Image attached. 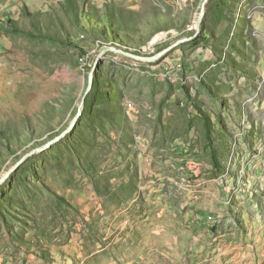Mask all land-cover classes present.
Segmentation results:
<instances>
[{
  "label": "rangeland",
  "instance_id": "obj_1",
  "mask_svg": "<svg viewBox=\"0 0 264 264\" xmlns=\"http://www.w3.org/2000/svg\"><path fill=\"white\" fill-rule=\"evenodd\" d=\"M223 11L208 43L102 57L76 128L0 185V264H264V0ZM199 12L0 0V177L71 123L103 45L157 53Z\"/></svg>",
  "mask_w": 264,
  "mask_h": 264
},
{
  "label": "water",
  "instance_id": "obj_2",
  "mask_svg": "<svg viewBox=\"0 0 264 264\" xmlns=\"http://www.w3.org/2000/svg\"><path fill=\"white\" fill-rule=\"evenodd\" d=\"M209 1L210 0H203L202 1V4L200 6L199 16L196 20V31H195V33L192 35H187L183 38L176 40L174 43L170 44L169 46L160 50L157 53H154V54H146L145 52L135 53L132 50H127V49H125L123 47H119L117 45H112V44L103 45L100 48L99 54H98L96 61H95V64L89 73L88 84H87L86 90H85L84 95L81 99V102L78 106V110L76 112V115L73 117L71 123L61 133H59L55 137L49 139L48 141L44 142L41 145H38V146L30 149L4 175H2L0 177V185L3 182H5L14 171H16L26 161V159H28L30 156H32L36 153H40V152H43V151L51 148L53 145H55L56 143H58L59 141H61L65 137H67L68 134H70L76 128V126H77V124H78V122H79V120L83 114L86 98L93 89L95 77H96V74H97L98 68H99V62L102 60V57L106 53H108L110 51H114L116 53L126 55V56H129V57H132L134 59L141 60V61H148V62L157 61L158 59L163 57L166 53H168L169 51H171L175 47L181 45L182 43H185L186 41L195 39L200 35V33L202 32V27H203L205 15H206L207 4Z\"/></svg>",
  "mask_w": 264,
  "mask_h": 264
},
{
  "label": "crops",
  "instance_id": "obj_3",
  "mask_svg": "<svg viewBox=\"0 0 264 264\" xmlns=\"http://www.w3.org/2000/svg\"><path fill=\"white\" fill-rule=\"evenodd\" d=\"M186 5L189 6H198L202 4L203 0H184ZM211 1H216L219 2V6L221 7V9H223L224 14L227 16V18L229 17H236V8L239 6L241 8H245L247 9L248 6L251 5L253 0H211ZM258 2H261V0H258ZM14 4V3H13ZM226 5V6H225ZM234 10V16H232V14L230 13V10ZM232 20H234L232 18ZM233 21L231 22V25H233ZM228 32V31H227ZM205 35L208 36L209 38L211 37V35H209V32L205 30Z\"/></svg>",
  "mask_w": 264,
  "mask_h": 264
},
{
  "label": "trees",
  "instance_id": "obj_4",
  "mask_svg": "<svg viewBox=\"0 0 264 264\" xmlns=\"http://www.w3.org/2000/svg\"><path fill=\"white\" fill-rule=\"evenodd\" d=\"M108 25L111 26V27H113V26H114V25H113V21L109 20V21H108ZM205 30H206V26H205V24L203 23L202 32H201L200 35L197 37V39H202V40H204V42L208 43V41H209V37L205 35ZM98 83H99V80H98V77H97V75H96V77H95V81H94L93 89H92V91L90 92L91 95H93L95 92H97V85H98ZM206 123H207V120H206ZM207 124H208V123H207ZM31 149H32V148H31ZM214 157H215L216 163L218 164V160H217V158H216V156H215V153H214Z\"/></svg>",
  "mask_w": 264,
  "mask_h": 264
}]
</instances>
